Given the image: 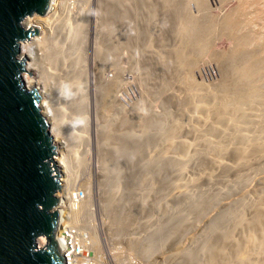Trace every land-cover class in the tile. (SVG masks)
Segmentation results:
<instances>
[{"label": "bare ground", "instance_id": "6f19581e", "mask_svg": "<svg viewBox=\"0 0 264 264\" xmlns=\"http://www.w3.org/2000/svg\"><path fill=\"white\" fill-rule=\"evenodd\" d=\"M54 2L55 0H50L48 9L44 13V15L34 14L26 17L23 20L24 27L35 28L37 29L38 34L22 42L20 45V49H21L20 58H24L26 60L25 72L22 74L24 84L28 89H35L36 91H38L40 95V101H39L40 113L45 118L49 126L48 132L52 137V143L55 146V150H56L54 161L61 175L60 176L61 190L60 192L57 193V197L60 199V204L57 207L53 208V210L59 211V224H58V228L55 230V233L53 234L54 237L53 241L58 243L60 246V251L64 259V264H78L79 261L84 259L86 255H88V254L86 255L80 254L81 257L79 256V254L77 253V251L79 250V245L80 248H83V250L87 252L90 250L92 251L94 245V249L96 250L97 255L95 254L93 258L89 259L90 261L89 264H93L92 263L93 259L95 262H97L96 258L97 260L99 258L100 254L97 248L98 241L96 240V238H94V235L89 236V238H87L88 240L83 239L81 238L82 234L80 233L82 231H79L80 228L77 227L75 229L74 228L75 225L74 226L70 225L71 221L74 222L75 224L79 223L80 217L85 216L86 212H83V214L81 212L80 214L81 210L78 209L79 210L78 212L74 208L70 207L67 209L68 215L66 216L68 219L70 217V219L65 220L64 218L65 217L64 208L67 207L70 199H71L70 203H73L75 201H78L80 204L83 203L81 199L73 195L72 189L75 178L76 180L77 178L82 179V177H80L79 175L80 174L79 171L81 167H83L84 162L86 160V157L84 156V146L89 140V136L87 135V130H88L87 126L89 124L88 114H91L89 113V108L90 106H92V104H96L97 105L96 109L100 107H104L105 108L104 110L107 111L106 112L102 110L104 114L105 112L110 115L112 114V119H110L111 125L105 123L102 117H101L102 120L101 123L99 121H97L99 122V124L95 122L97 124L95 126L98 129L97 132H100L101 138L103 140V144L106 148H108V149L105 148V150H107V152H111V154L115 156V160L117 159V161L119 162H120V156L121 157L123 156L121 155L123 151L125 152L129 150L128 153L131 154L132 157L130 158H133V161L136 160L137 157L139 156L138 159L140 163L137 160L138 165H134V164L131 165L132 167L130 169V175H131L130 181H127V184L130 189L127 190L126 189L127 186H125L126 191H130V193L128 192L129 195L138 196L139 204L141 205V207H145L144 200L142 199L143 193L139 192L140 190L138 189L141 186H144L146 191L149 192L150 194L155 193L157 196L158 195L160 196L161 192L159 193L158 189L160 188L162 189L163 187L167 188V186L165 187L166 184L165 181L167 182L168 179V175H166V173L169 174V172H172V174H169L171 179L170 182L168 181L169 185L177 189L181 193V195L183 194L186 197V200H184V198L181 199L180 194H179L180 196L165 194V197L164 195H161L160 205L155 206L152 212L155 215L159 214V216L163 218V213H165L163 209L164 210L166 209L170 213L169 217L171 220L169 223L171 225L173 223V226L171 227L172 229L171 232L166 235L163 234V237L160 241H158L157 238H155V230H153L152 233L151 232L148 233V236L145 239V244L143 247V254L145 253L150 254L151 252H154L156 249H159V245H163L168 240V238H171L170 235L173 232H184L190 229V227L193 226L194 223L193 220H195L196 223L200 222V220L202 221V224L204 223L203 220L206 219L207 218L206 216L209 215V213L211 212L210 210L212 209L213 201L216 198H218L219 195H223L224 192L222 189H221L222 191H218L219 193L213 190L212 185L214 180L212 181V179H214L215 177L214 174L213 176L211 174L213 173V170H218V171L220 170L221 172L234 171V173L240 172L239 174H241V171H243L244 169H247V171L244 170L245 173L248 172L249 168L247 167L253 166L255 168V166L257 167L259 165L264 166V90H261L264 88L255 90L254 92L257 93L254 94L251 93L243 94V91L240 90V93H242L240 94L239 92H237L239 91L237 89V86L232 84L231 82L228 85H226L227 92L224 91L225 93L223 94L221 93L220 95L216 93H212V91L209 90V88L207 89L202 88L205 91L203 90L201 92L200 90H198L199 92L195 91L197 93L191 92V94L194 93L193 96L190 95L192 96V100H193L192 119L194 122L193 121L192 122L194 124L192 125L193 128L192 127L191 128L194 131L193 134L194 140L193 138L191 140L194 141L193 144L194 146L187 144V142L190 139L186 143L185 141H182L184 140L182 139L179 142L181 143L183 142L184 144L178 143V146L175 145L177 143L174 142V139L172 138L173 136H171V134L172 132H174V130L177 127L175 129H171L172 127H170L169 125H171L172 123L169 124L170 121H168L166 114L155 115L154 113H151V115L149 114L150 116L148 117L144 116L146 117L145 120L148 121L147 123H149L148 125L151 126L150 128L151 131H149L150 133L152 132V127H153V133L151 134V139L154 148H156V146H160L159 144L165 141L166 145L168 144L170 151L174 150L179 152L181 150L182 153V150H186L185 154H181L180 152H179L180 154L177 153V159H176L177 162L174 164L170 162L171 160H173V158L171 159L170 155L167 156V153H164L165 155L163 156V153L160 152V154L159 153L157 154L156 152V154L154 153L156 156L153 155L149 158H145L142 156V154L144 153L143 146L141 145L140 141H137L138 137H141L140 126H138L139 128L138 127L135 128L134 126L135 122L142 124L141 121L143 120V114L146 105V104L144 105V101L141 102L139 100L140 102L137 101L138 103L136 102V104H133L134 106L131 107V109L130 108L127 109L126 106H123L119 103L120 99L116 101L114 98L112 99L110 98L112 95L117 97L115 92H117V88L120 85L119 83L123 81L122 79H121L122 81H119L120 80L119 76H117V78L115 77V79H109L107 81H104V83L101 84L99 82L100 85H98V88L96 86L89 87V83L87 81L88 76L84 69L85 66L84 43L86 42L87 25L88 28L89 26L91 27V25L93 26L95 34L92 35H95L94 37L95 43L98 46V49H100L101 46L100 39L102 38V35L105 32H108V29L110 28L117 29L118 25H120L121 23L124 25L127 24L131 26V24L128 21V17L131 13V8L133 6L132 0H95L93 2L89 0H56L57 3L56 7H54L53 5ZM94 2L95 5L93 4ZM146 6L148 7V5ZM152 6L153 5H151V7ZM152 8L153 10H155L154 6ZM91 21L92 24L90 23ZM143 22L144 23L142 24V27L143 28L145 27L144 31L149 36V38L147 37L144 38L148 39V41H146V45H148L147 47H150V40L151 38L153 39L156 35L155 26H153L154 25L153 14L150 18H147V20H143ZM115 33L116 36L114 35L115 37L114 39H112L111 42L112 48L111 49L108 48L109 52L108 50H106L107 53L104 52L106 54H103L105 60L109 61V63H113L115 61V53L117 51V47H120L121 44L127 41H132V40L134 41L132 37H129L127 35L126 31L122 33L115 31ZM185 55H186V50H183L179 55L180 56V60L178 62L179 66L178 68L176 67L178 72L182 70L183 67L184 68L186 67L185 61L190 59L189 55L187 57ZM160 62L162 64V67L164 68L170 66V61L167 59L165 60V56L163 57V59L160 58ZM132 63H135V61H133ZM187 68L188 65L186 69ZM119 72L117 71V73ZM146 72L147 74L145 75H148V77L150 78V73H148L149 71L146 70ZM117 73L116 75H118ZM120 74L121 73H119V75ZM178 77H180V75ZM166 78L167 77H164V75L161 76L159 75V80L161 81V83L160 84L154 83L151 86L152 88H150L151 91L157 94L160 90H165V87L168 86V82H169ZM152 83L153 82H151V84ZM121 85L119 87H122ZM245 86L247 85L245 84ZM92 87L97 89H92ZM89 88H91V91ZM243 89L244 88H242V90ZM120 90L122 89L120 88ZM186 92H187V88H186ZM93 93L95 95L91 97V94ZM118 95L120 96V94ZM107 97H109L112 101H108L110 99H108ZM187 97L189 96L186 95L185 98ZM201 98H203V100L211 99L213 105L210 107L205 105L206 103L204 104V101L200 100ZM197 99H199L200 101L199 103ZM252 107L253 109L252 110L249 109L250 112L248 113V115H250V118H247V113L245 112V110ZM186 113L183 109H181L180 115L186 116ZM104 117L109 119L110 116L108 117L104 116ZM180 118H182V116ZM173 119L172 121L175 122V120ZM177 120L178 119L176 118V122ZM181 123L183 124V121H181ZM143 125H145V123L142 124V126ZM146 126L143 127L146 128ZM181 127L183 128V126ZM191 128L190 131L192 132ZM170 129L171 131L168 132V130ZM176 130L179 131V128ZM143 131L145 132L144 129ZM131 134L133 135L134 138L133 140H135L134 144L128 143V138ZM110 136H116L120 144L119 148H117L112 144L108 145L107 139ZM193 147H194L193 152H189L190 148ZM161 151H163V149ZM190 151H192V149ZM124 156H126V154ZM254 163L256 164L254 165ZM121 164L123 165V163H120L119 166ZM189 169L192 170L193 173L191 175L192 177L189 174L190 172L188 173ZM252 171H254V169L249 172ZM187 173L191 177L190 179L188 177L186 179V176H188L186 175ZM116 174L117 173H115V175ZM163 175H166V180L164 181L162 180L163 183L161 184V186H157L156 185L157 183L155 184L154 182V177L160 176L162 178ZM216 175L218 174L216 173ZM229 177H231V175ZM240 178L241 177H239V179ZM247 178L249 177H245V179L243 180H246ZM252 179L254 180V178ZM157 181H159V179H157ZM254 182L256 183V181ZM235 184H237V182ZM204 185L207 186L209 185V187H206L208 188V190L206 189L204 192L200 191L202 188L204 189ZM161 189L160 191H162ZM197 189H199L200 192H198ZM89 190L90 188L88 185V187H86V191L89 200L88 199L87 200L90 202ZM249 191L251 192V190ZM263 192L261 196L258 195L259 193L256 194L257 195L256 200H254V197L256 195H254L253 198H251L252 196L250 197L248 195L251 199V201L250 200L248 201L247 199L248 205L246 209L248 213L245 212L246 211L245 208H242L243 206L241 208H237L238 206L236 207V205H235L236 207L235 210H234L235 207L232 208L234 210L233 211L234 216L230 215L232 213L227 212L233 218L230 217L231 221L230 219L226 218L230 223L225 225L222 228V232L219 233V236L220 234L222 236L221 238L220 237L219 238L223 239V243H221L220 240V247L218 240L219 238L215 236L216 234H214L215 227L217 225L216 222L214 223V219H213V222L210 221L208 222V224H205L207 225V227L205 228V230L203 229L204 232L202 233L200 232L198 234V238L194 243V246L192 245V248L190 247L191 249H188V252H186L185 254L184 251H182L183 256L187 258V263L188 264H232V263L233 264H264V193ZM60 193L62 194V198L59 197V195H61ZM259 196L260 198H258ZM179 197L181 200L179 199ZM104 199L108 211L107 215L108 218H110L109 225L113 226V224H117V220H119L117 215L119 214L118 211L115 210L114 206L112 208V204H111L112 201L110 199V196L108 195ZM219 199L220 198H218V200ZM244 199L246 198L243 197V200ZM163 200L164 202L167 201L168 204L165 205ZM88 201H86L83 204L86 205ZM236 202L238 201L236 200ZM171 203L172 206H170ZM243 205L245 207V204ZM116 207L121 209V207H119L118 204ZM123 214L121 215L122 218L120 219H126L127 221L126 220L125 221L129 223L128 221L130 218ZM246 214L247 215L249 214V216L246 217ZM219 216H220L218 217V219L220 218L219 221L225 219L223 218L225 217L224 213H221V215ZM217 230L218 229H216V232ZM236 231L238 232L237 234H239L238 236L235 235ZM233 232H235L234 234L235 237H233L234 235L232 236ZM246 232L249 234L245 235ZM229 237L231 238L229 239ZM230 240H233V242ZM139 241H141V239ZM37 243L39 247H43L47 244V240L44 237H40L38 238ZM134 243H136L135 245L132 243L134 247L138 246V248L140 249L142 248L139 247L141 246L142 242H140L141 244L139 245H138L139 243L138 241ZM215 244H218L217 246L219 247V249L215 247ZM227 244L229 246H227ZM231 244L233 245L231 246ZM229 247H232V249L230 250ZM228 248L230 251H227ZM217 251L219 256H217L216 254ZM181 256L179 255V257ZM68 258L69 261H67Z\"/></svg>", "mask_w": 264, "mask_h": 264}, {"label": "rangeland", "instance_id": "374dc122", "mask_svg": "<svg viewBox=\"0 0 264 264\" xmlns=\"http://www.w3.org/2000/svg\"><path fill=\"white\" fill-rule=\"evenodd\" d=\"M89 1L93 2L95 0ZM200 3L202 4V6ZM93 4L95 5V2ZM132 4L133 6L131 8V13L128 17V21L131 26L121 23L120 25H118L117 29L110 28L108 29V32H105L104 34L102 33L104 37L102 35V38L100 39V49H98V46L95 43V35H92L95 34L93 26H89V29L87 25V34L85 33L86 42L84 43V69L88 76L87 81L89 83V87L96 86L98 88V85L104 83V81L115 79V77L117 78V76H119L120 80H118L124 81L119 83L120 85L122 83V87H119V85L117 88V92H121H115L117 97L112 95L110 98H114L116 101L120 99L119 103L123 106H126L127 109H131V107L134 106L133 104H136L137 101H144V105H146L143 114V120L141 121L142 124L145 123V125H143L144 127L149 124L145 119L146 117L150 116L151 113H154L155 115L166 114L168 121H170L169 124L172 123V126L169 125L170 127H172L171 129H175L176 127V129L179 128V131L175 129L174 132H172V134H174H171V136H173L172 138L174 139V142L177 143L173 144L178 146V143L184 144L183 142H179L182 139H184L182 141H185V143L190 139L187 144L194 146V131L192 129V125L194 124V121L192 119V96L194 93L191 94V92H199L198 90H200L201 92L204 90L202 88H209L212 93L220 95L221 93L223 94L227 92L226 85L231 82L232 84L237 86V89L239 90L237 92L240 93L241 90L243 91V94H254L257 93L254 92L255 90L264 88V0H132ZM145 4L148 5V7ZM53 5L54 7H56V0ZM151 5L154 6L155 10H153V6L151 7ZM152 14L154 19L153 26H155L156 35L153 39L151 38L150 47H147L148 45H146V41H148V39L144 37L149 38V36L145 33V27L143 28L142 24L144 23L143 20H147V18H150ZM90 23L92 24V21ZM115 31H118L120 33L126 31L127 35L129 37H132L134 41H127L121 44L120 47H117V51L115 53V61L113 63H109V61L105 60L103 54L107 53L106 50H108L109 52L108 48H112L111 42L112 39H114V37L116 36ZM183 50H186L185 56L187 57L189 55L190 59L185 61V66L187 67L188 65V68L186 69V67H183V69L180 70L179 73L177 71V68L179 66L178 62L180 60L179 55ZM190 55L193 56L191 57ZM164 56L165 60L167 59L170 61V66H167L165 68L162 67V64L160 62V58L163 59ZM133 61H135V63H132ZM146 70L149 71L148 73H150V78L148 77V75H145L147 74ZM117 71L121 74L119 75ZM116 73L118 75H116ZM159 75H164V77H167L166 79L169 82L168 86L165 87V90H160L156 94L155 92L153 93L150 88H152L151 86L154 83H161V81L159 80ZM179 75L180 77H178ZM151 82L153 83L151 84ZM245 84L247 86H245ZM94 87H92V89H97ZM120 88L122 90H120ZM242 88L244 89L242 90ZM246 88L249 90H247ZM89 89L91 91V88ZM118 94H120V96ZM94 95V93L91 94V97H93ZM186 95L189 97L185 98ZM107 98L110 99L109 97ZM111 99L108 101H112ZM200 100H203V98H201ZM197 101L198 103L200 102L199 99H197ZM203 101L204 104L206 103L205 105L209 107L213 105L211 99ZM96 106V104H92V106H90L89 108V113H91L88 114L89 124L87 126V135L89 136V140L84 146V156L86 157V160L83 167H81L79 171V175L80 177H82V179L77 178L76 180L75 178L72 189L73 195H75L77 198L81 199L83 203H85L89 200L86 191V187H88L89 185L90 202L88 201L86 205L82 203V207V204H80L78 201L70 203V199L67 207L64 208L65 220L68 219L66 217L68 215L67 209L70 207L74 208L78 212L79 210H81L80 214L81 212L82 214L83 212H86L85 216H79L80 220L77 219L79 220V223L75 224L70 220V225H75V229L77 227L80 228L79 231H82L80 232L82 234L81 238L88 240L87 238H89V236L94 235V238H96V240L98 241L97 248L100 255L98 260L96 258L97 262H95L93 259V264H188L187 258L183 256L182 251H184L185 254L186 252H188V249L192 248V245L194 246V243L198 238V234L200 232H204L203 229L205 230V228L207 227V225L205 224H208V222L210 221L213 222L214 219V223L216 222L217 224L214 234H216V237L221 238L222 236L221 234L219 236V233L222 232V228L225 225L230 223L226 218L230 219V217H232L230 215L234 216L233 211L236 209V207L238 206L237 208H241L243 206L242 208H245V212L248 213L246 209L248 205L247 199L248 201H251L250 197L252 196L251 198H253L254 195L258 193V195H262V192L264 191V173H262L264 172V166H255V169L252 164L250 165L252 167H247L249 168L248 172L253 169L254 171L245 173L247 169H244V172L241 171L242 175L239 174L240 172L234 173V171L221 172L220 170H213V173H211L212 176L213 174L215 176L214 179H212V181L214 180L212 185L213 190H215L216 192L223 190L224 192L223 195L218 196V198H220L219 200L218 198H216L213 201L212 209L210 210L211 212L206 216L208 219L206 217V219H204L205 221H207L205 222L203 220L204 225L202 224L201 220V223H196L195 220H193L194 223L192 221L193 226H191L190 229L184 232H173V235H170L171 238H168V240L163 245H159V249H156L150 254H143V247L148 233H152V231L155 230V238L160 241L163 237V234H169L172 230L171 227L173 226V223L172 225L169 223L171 220L169 217L170 213L166 209H163V211L165 212L163 213V218H161L159 214L155 215L152 212L155 206L160 205L161 195H164V197L165 194L180 196L181 193L177 189L169 185V182L171 181L169 174H172V172H169V174L166 173V175H168L167 182L169 181L168 184L165 181V187L167 186V188L163 187L164 190L163 188H160L162 191L158 189L159 193L161 192L160 196H157L155 193L150 194L146 191L144 186H141L138 189L140 190L139 192L143 193L142 199L144 200L145 207H141V205L139 204L138 196L129 195L130 191H126V189H130L127 181H130V169L132 167L131 165H138L139 156L136 160L133 161V158H130L132 157L131 154L128 153L129 150L125 152L123 151L121 153V155L123 156H120L119 162L117 161V159L115 160V156L112 155L111 152H107V150H105L106 147L103 144L101 134L100 132H97L98 129L95 125L99 124V122L101 123V117L102 119H104L105 123L111 125L110 119H112V114L110 115L106 113L107 111L104 110V107H100L101 109L97 107L98 109H96ZM180 108L183 109L185 113L187 112L186 116L180 115ZM249 109L252 110L253 107L245 110V112L247 113V118H250V115H248V113L250 112ZM102 110L106 111L105 114ZM107 114L108 116H110L109 119L104 117H108ZM181 116L182 118H180ZM96 117H98L99 119ZM176 118L178 119L177 122ZM172 119L175 120L176 123L173 122ZM90 121L92 122V124ZM181 121H183V124L181 123ZM142 124L135 122L134 125L135 128L140 126V130L142 131H140L141 137H138L137 140L140 141L141 145L143 146L144 153L142 154V156L145 158H149L153 155L156 156V152L157 154H160V152L163 153V156L165 155L164 153H167V156L170 155L171 159L173 158V160H171L170 162L173 164L176 163L177 153L180 154L181 150L179 151L180 153L172 149V151H170L168 144L166 145V142L164 141L159 144L160 146H156V148L159 147L157 148V151V149L154 148L151 139L153 127L152 132L150 133L149 131H151V126L148 125L146 126V128H144ZM181 126H183V128ZM190 128L192 129V132L190 131ZM143 129L146 133L143 131ZM171 129L168 130V132H170ZM180 132L183 134H181ZM192 138L193 140H191ZM133 139V135L131 134L128 138V143L134 144L135 140ZM117 141L118 139L116 138V136H110L107 139L108 145L112 144L119 148L120 144L119 141ZM162 149L163 151H165H161ZM191 149L192 151H190ZM190 150L189 152H193L194 147L190 148ZM185 153L186 150H182L181 154ZM125 154L126 156H124ZM120 163H123V165L121 164L119 166ZM255 164L256 163H254V165ZM190 170L191 169H189L188 173L190 172L189 174L191 176L193 173L192 170ZM115 173L117 174L115 175ZM188 173L186 174L188 175L186 176V179L187 177L189 179L192 177H190ZM216 173L218 175H216ZM166 175H163L162 178L160 176H155L157 177H154L155 184L157 183V186H161V184L163 183L162 180H166ZM230 175L231 177H229ZM239 177L241 178L239 179ZM245 177L249 178L243 180L245 179ZM251 177L254 178V180ZM222 178H225V181ZM157 179H159V181H157ZM254 181H256V183ZM236 182L237 184H235ZM125 186H127L126 189ZM206 187H209V185H204V189L202 188L200 191L204 192L206 189L208 190V188ZM197 190L198 192H200L199 189ZM249 190H251V192ZM108 195L110 196V199L112 201V208L114 206L115 210H117L119 214L117 215L119 220H117V224H113V226L109 225L110 218H108V211L104 202V198ZM260 196L258 198H260ZM59 197L62 198V194L59 195ZM180 197L181 199L184 198V200H186V197L183 194ZM243 197L246 199L243 200ZM255 197L254 200L257 199V195ZM236 200L238 202H236ZM237 203L240 204L238 205ZM117 204L119 205V207H121V209L116 207ZM164 204L167 205V201H165ZM243 204H245V207ZM170 206H172V203ZM230 208H234V210H231ZM219 211H222L221 213L225 214V217L223 218H225L227 221L225 219L220 220L221 222L219 221L220 218L218 219V217H220L219 215H221ZM227 212L232 214L229 215V213ZM122 214L130 218L128 221L129 223L126 222V219H120L122 218ZM247 216H249V214H246V217ZM216 229H218L217 232ZM237 233V231L236 234L235 232H233L232 236L234 234L238 236L239 234ZM248 234L249 233L246 232L245 235ZM235 235L233 237H235ZM220 238L218 239L219 247L220 240L221 243H223V239ZM230 238L231 237H229V239ZM140 239L141 241H139ZM137 241L139 242L138 245L141 244L140 242H142L141 246H139L142 247L141 249L138 248V246L134 247V245L136 244L134 242ZM230 241L233 242V240ZM217 245L218 244H215V247L219 249ZM232 245L233 244H231V246ZM227 246L229 245L227 244ZM229 248L230 250L232 249V247ZM229 248L227 249V251H230ZM88 252L90 258H93L95 254L97 255V252L94 249V245L92 251L90 250ZM216 254L217 256H219L218 251ZM179 255L182 256L179 257Z\"/></svg>", "mask_w": 264, "mask_h": 264}, {"label": "water", "instance_id": "95a60500", "mask_svg": "<svg viewBox=\"0 0 264 264\" xmlns=\"http://www.w3.org/2000/svg\"><path fill=\"white\" fill-rule=\"evenodd\" d=\"M50 0H0V264H64L53 237L59 224L60 171L40 95L24 84L22 42L37 29L24 27L44 15ZM44 237L47 244L39 247Z\"/></svg>", "mask_w": 264, "mask_h": 264}, {"label": "built area", "instance_id": "2783aa9c", "mask_svg": "<svg viewBox=\"0 0 264 264\" xmlns=\"http://www.w3.org/2000/svg\"><path fill=\"white\" fill-rule=\"evenodd\" d=\"M77 253L79 254V256H80V254H85V255L88 254V255H86V257L84 259L79 261L78 264H89L90 263V261H89V259H90L89 252L84 251L83 248H80V245H79V250L77 251ZM86 260H88V261H86ZM67 261H69V258H68ZM67 261H66V263H67Z\"/></svg>", "mask_w": 264, "mask_h": 264}]
</instances>
